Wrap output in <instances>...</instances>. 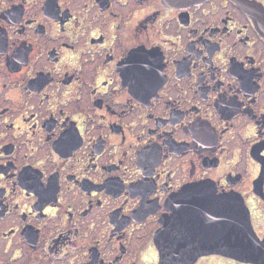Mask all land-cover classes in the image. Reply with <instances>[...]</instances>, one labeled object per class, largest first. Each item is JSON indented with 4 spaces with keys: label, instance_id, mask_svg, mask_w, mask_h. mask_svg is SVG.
I'll list each match as a JSON object with an SVG mask.
<instances>
[{
    "label": "flooded vegetation",
    "instance_id": "obj_1",
    "mask_svg": "<svg viewBox=\"0 0 264 264\" xmlns=\"http://www.w3.org/2000/svg\"><path fill=\"white\" fill-rule=\"evenodd\" d=\"M170 2L0 0V264H264V0Z\"/></svg>",
    "mask_w": 264,
    "mask_h": 264
},
{
    "label": "water",
    "instance_id": "obj_2",
    "mask_svg": "<svg viewBox=\"0 0 264 264\" xmlns=\"http://www.w3.org/2000/svg\"><path fill=\"white\" fill-rule=\"evenodd\" d=\"M171 4L178 5L179 3L194 1V0H169ZM202 197V207L199 210H202L203 213V224H208L214 227H218L221 231L226 230L227 228V212L231 214L232 224L236 233L235 242L239 241L241 238L249 236V216L244 207L242 200L236 196L232 195H215L209 188L205 185L197 187L195 192ZM177 202L179 203L178 199ZM201 205V204H200ZM216 219H212L215 218ZM212 219V220H211ZM209 221L210 223H206ZM166 221V227L168 225ZM241 230V232H239ZM239 233L241 235H239ZM164 232L160 231L155 240L160 253H166V238ZM224 242L226 244V237L219 239V243ZM246 257V256H245ZM163 259L167 260L166 255L162 256ZM240 259L248 260V258L240 257ZM163 264V263H161Z\"/></svg>",
    "mask_w": 264,
    "mask_h": 264
}]
</instances>
